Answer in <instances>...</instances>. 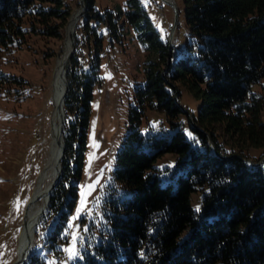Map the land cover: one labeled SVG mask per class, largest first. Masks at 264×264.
Here are the masks:
<instances>
[{
  "label": "trees",
  "instance_id": "trees-1",
  "mask_svg": "<svg viewBox=\"0 0 264 264\" xmlns=\"http://www.w3.org/2000/svg\"><path fill=\"white\" fill-rule=\"evenodd\" d=\"M100 1L84 0L68 69L66 175L51 198L50 209L61 213L50 239L66 241L78 192L68 180L82 172L102 57L116 45L125 49L133 31L146 55L145 82L135 91L130 129L101 204L104 223L76 264H264V165L245 161L264 157V94L251 92L264 77V0H183L187 39L179 54L173 47L169 68V41L141 0ZM71 14L64 0H0V54L30 33L59 37ZM12 81L0 74V88ZM182 88L201 101L198 114L177 102ZM148 109L165 113L172 132L143 134ZM166 153L177 162L164 180L154 162Z\"/></svg>",
  "mask_w": 264,
  "mask_h": 264
},
{
  "label": "rangeland",
  "instance_id": "rangeland-1",
  "mask_svg": "<svg viewBox=\"0 0 264 264\" xmlns=\"http://www.w3.org/2000/svg\"><path fill=\"white\" fill-rule=\"evenodd\" d=\"M64 1L72 14L59 29V37L30 33L22 43L17 42L0 54V74L16 79L0 88V264H12L16 260L26 204L49 156L54 112L52 81L57 60L69 39L68 24L73 14L82 9L81 0ZM100 2L105 7L113 5L115 0ZM141 2L155 29L164 40L172 38L174 54H179L188 32L184 1ZM29 28L26 22L24 29ZM145 59L143 46L133 31L127 37L125 49L116 45L102 57V83L93 88L82 172L78 178L68 180L70 185L78 186V192L66 221V241L53 243L50 239L61 213V209L57 214L50 209L37 229L34 247L26 264L34 260L42 264H76L82 251L92 243L93 235H98L104 223L101 204L114 181L116 159L130 129V112L136 106L135 91L145 82ZM251 92L264 94V77L253 85ZM179 99L183 108L198 114L201 101L193 94L182 88ZM140 130L143 134L172 132L166 114L151 109L145 112ZM185 131L189 139H194L188 125ZM211 139L209 135L210 146ZM176 162V154L166 153L154 162V168L167 180L165 170L175 167ZM63 169L64 180L66 173ZM200 197V193L193 196L195 209L200 208ZM73 251L75 255L71 254Z\"/></svg>",
  "mask_w": 264,
  "mask_h": 264
},
{
  "label": "bare ground",
  "instance_id": "bare-ground-1",
  "mask_svg": "<svg viewBox=\"0 0 264 264\" xmlns=\"http://www.w3.org/2000/svg\"><path fill=\"white\" fill-rule=\"evenodd\" d=\"M80 12L76 11L67 27L69 39L65 44L62 55L57 60L53 81H52V101L54 104V112L51 122L52 140L49 148V156L46 160L44 168L38 175L37 184L27 202L26 210L23 216V222L18 235V244L16 248L17 264H26L31 256L36 232L43 221L45 214L50 209L51 198L55 188L64 175V146L65 137L64 129L66 124V89L68 82V69L71 64L70 55L74 49L73 34L80 20Z\"/></svg>",
  "mask_w": 264,
  "mask_h": 264
},
{
  "label": "water",
  "instance_id": "water-1",
  "mask_svg": "<svg viewBox=\"0 0 264 264\" xmlns=\"http://www.w3.org/2000/svg\"><path fill=\"white\" fill-rule=\"evenodd\" d=\"M81 4H82V9H81V12H80V14H79L80 17H82V16L84 15L85 11H86V5H85L84 0H81ZM171 39H172V38H171ZM171 39L169 40V44H170V57H169V66H168V68L172 65V51H173V45H172V41H171ZM73 43H74V49H73V51H72V53H71V55H70V58L73 57V55H74V53H75V50H76V45H77V43H76V35H75V34H73ZM168 68L165 70V72L168 70ZM69 85H70V83H69V81H68V82H67V89H66L65 95H67V92H68V90H69ZM65 100H66V99H65ZM176 100H177V102L181 105V103H180V99H179V96L176 97ZM181 107L183 108L182 105H181ZM183 110L186 111L185 108H183ZM211 147H212L213 152H214L216 155H219V152H218V150H217V148H216V146H215V144H214V142H213L212 139H211ZM65 154H66V147L64 146V156H65ZM245 161H246L250 166H252V167H258V166L263 165L264 159H263L262 161H260V162H254L253 160H249V159H245ZM18 261H19V260L16 259L12 264H17Z\"/></svg>",
  "mask_w": 264,
  "mask_h": 264
},
{
  "label": "snow or ice",
  "instance_id": "snow-or-ice-1",
  "mask_svg": "<svg viewBox=\"0 0 264 264\" xmlns=\"http://www.w3.org/2000/svg\"><path fill=\"white\" fill-rule=\"evenodd\" d=\"M199 209L197 208V211H198ZM72 255H75V253H74V251L71 253Z\"/></svg>",
  "mask_w": 264,
  "mask_h": 264
}]
</instances>
